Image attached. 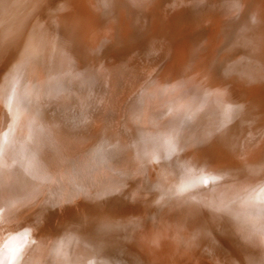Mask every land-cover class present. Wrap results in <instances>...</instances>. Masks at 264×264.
<instances>
[{"label": "bare ground", "instance_id": "bare-ground-1", "mask_svg": "<svg viewBox=\"0 0 264 264\" xmlns=\"http://www.w3.org/2000/svg\"><path fill=\"white\" fill-rule=\"evenodd\" d=\"M68 1L0 0V264H192L205 242L198 264H264V53L252 64L247 47L264 42V0ZM229 33L210 68L209 42ZM196 105L210 140L239 137L234 169L199 160L193 144L167 171ZM173 194L185 225L154 255L138 218ZM254 233L261 245L247 243ZM61 241L65 260L50 255Z\"/></svg>", "mask_w": 264, "mask_h": 264}, {"label": "rangeland", "instance_id": "rangeland-1", "mask_svg": "<svg viewBox=\"0 0 264 264\" xmlns=\"http://www.w3.org/2000/svg\"><path fill=\"white\" fill-rule=\"evenodd\" d=\"M149 1L147 0L148 3H149ZM160 1H162V2H160ZM167 1H169V0H165V1L164 0H154V1H152L153 3H151V5L159 7L160 4L165 3ZM136 3L137 4L139 3L138 4L139 7L142 5L144 6V5L148 4V3L146 4L144 2V0H142V1L136 0ZM68 4L81 6L82 3H81V0H72L71 2L68 1L67 5ZM67 5H63L60 9L56 8L53 10L56 12H59L60 10H63V8ZM65 8H64V10H65ZM231 39H232V33H229L226 35V38L224 40H222L221 42H219L218 44L216 42H209L211 44V46L204 52L203 57H205L206 59L208 58V62L206 64L210 68H211V66H216L217 63L219 61H221V58L223 55V47H224V45H227L231 41ZM115 42L116 41H114V43ZM263 44H264L263 40L259 39L256 43L253 42L249 46L247 45V47H249L248 50L250 52L247 50L245 52H249V54H250V58H249V60H251L250 63H252V64L259 63L257 61V59L262 61L261 56L264 53V45ZM115 51H113V52H115ZM229 59L230 58L228 57L227 60H229ZM215 69H214V67H212L211 70H214L216 72L218 70L220 71V69H217V68H215ZM219 71L217 72V74L219 73ZM34 75H35L34 72H29V76L31 77V79L33 77H35ZM180 76H182V75L180 74ZM217 78L219 80V76ZM25 79H29L28 76L25 77ZM182 79H183V81L187 82L186 85L188 86L189 85V83H188L189 75L182 76ZM221 80H223V79H221ZM172 86H173L172 83L169 84V87H172ZM171 89H173V88H171ZM30 101L31 100H28L29 103H27L28 108L30 106ZM26 102H27V97H26ZM10 108H11L10 114L12 117L16 116V114L20 111L19 109H17L15 103H12L10 105ZM191 110L193 111V113L188 114L186 117H184L183 122H181L182 123V125H181L182 132H180L176 136L177 145L174 147V149L171 152L169 163L166 165L167 171H174L175 167L177 166V162H176L177 157L184 160V159L188 158L189 155L191 156V154H193L195 151V148H193L195 144H199L198 153H197L199 160L204 161V160L209 159L211 166H213L217 169L219 168L220 170L224 169V167H226V166H229L230 168L232 167L231 169H234L235 166H238L239 161L235 157V153L237 152L238 148L240 149V144L238 143L239 137L233 141L231 148H226L223 144L217 142L215 138L213 140H210L208 136L204 135L205 130H204L203 124L200 125L199 123H197V121H195L196 119L194 120L195 115L201 114L204 116L205 111H203V108H201L200 105H196ZM230 114L233 115L235 113L231 112ZM229 119H230V123H232V121H233L232 117ZM137 126H141V125H137ZM191 126L193 128H190ZM247 134H248V132L245 135H243V137H245ZM191 152H193V153H191ZM53 171H54L53 169H50L49 174H52ZM63 171L65 172L66 170L64 169ZM231 172H233V171L231 170ZM70 173H73V174H71V176H73V178L76 176V172L74 170H71ZM57 177H59V176H57ZM168 177H169V174L166 173V174H164L163 179L167 180ZM58 179L60 180V178H58ZM38 180H39V176H37L34 179L33 183L30 184L28 189L32 190L33 189L32 187L38 188ZM218 180H220V179H218ZM61 182H64V181H61ZM66 182H69V181H66ZM66 182H64V184ZM262 191H263V189L261 190V193H260L261 194L260 200L258 202L256 201L255 203L264 204V191L263 192ZM173 195H176L174 197V200L171 203H169L167 206H163V204L159 205V203H157V202L153 203L142 214V216L140 218H138V221H139L138 222V228L144 234L142 244L145 245L148 243V247L150 244L153 246V248L155 247L154 249H151V252H154V255L162 252L163 241L172 240V238H174L176 236V234L178 233V232L174 233L175 231H177V228H178L177 226H175V223L177 225L179 224L180 226L185 225V223H184L185 220L183 217V216H185V211L183 210L184 209L183 205L179 206L178 203H179L180 199H178L177 194H173ZM152 196H153V192H150L147 195H145L143 198L146 200L152 199ZM170 197H172V196H170ZM182 220H183V223L181 224ZM8 223H10V222H7L6 224L2 225L0 232L3 233L4 231L7 230L6 227H8V226H6V225H8ZM168 228H170V231L165 232L166 230H168ZM45 229L42 231L40 236L37 237V239H36L37 241L35 240L27 249H25L24 252H26V253H25L24 257H26V255H28V253L32 254L34 252H37L38 249L41 248V246H39V243H43L42 241H45V239H43V238H47L46 235L52 233V231L49 230L48 228L46 230ZM160 236L163 238L159 240L158 238H160ZM184 236H185V234H184ZM177 238H179V237L177 236ZM181 238H183V237H181ZM183 239H185V237ZM184 243L187 244V241L182 240V242L180 244H184ZM247 243L250 245H253V243H255L257 245H259V244L261 245L263 243V238H261V236H259V235H257V237H256V235L254 233L252 235V237H249L247 239ZM207 245L208 244H206V242H205V244H203V246L201 247V251L198 252V254L196 256H194V258H192L193 261H192V259L190 260L192 262V264H198L199 263L200 256H203V254H204L203 252H205V254H207V249L205 250ZM144 249H142L143 253L146 254V256H148ZM44 253H45L44 250H42V252L39 254V256L40 255L41 256H40V258H38V260L43 259ZM208 258H209V255H208ZM151 262H153V260H151ZM45 263L46 262L44 260L43 264H45ZM209 263H211V262H209ZM46 264H50V263H46ZM155 264H157V263H155ZM158 264H163V263H158ZM214 264H223V263L220 260H217L214 262Z\"/></svg>", "mask_w": 264, "mask_h": 264}, {"label": "snow or ice", "instance_id": "snow-or-ice-1", "mask_svg": "<svg viewBox=\"0 0 264 264\" xmlns=\"http://www.w3.org/2000/svg\"><path fill=\"white\" fill-rule=\"evenodd\" d=\"M144 2L147 3V0H144ZM253 22H255L254 19H253ZM140 106H141V108L143 107V101L142 100L140 101ZM84 119H85V117L81 116V120L83 121ZM203 183L207 184L208 181L205 180V181H203ZM187 187L191 188V187H195V185L194 184H189ZM179 191H180V193H183L185 191V189L182 188ZM217 210L218 211H227V208L225 206L224 208H218ZM108 227H110V226L109 225H104V226H102V230L105 229V228H108ZM62 248H63V242L62 241L61 242H53V247L51 249L50 255H53L54 259L65 260L67 257L63 253ZM2 252H3V246L0 245V253H2Z\"/></svg>", "mask_w": 264, "mask_h": 264}]
</instances>
